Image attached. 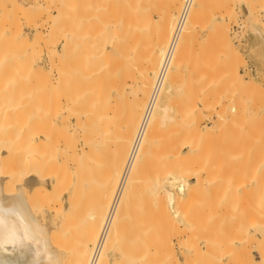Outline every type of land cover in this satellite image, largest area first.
<instances>
[{
  "label": "bare ground",
  "instance_id": "1",
  "mask_svg": "<svg viewBox=\"0 0 264 264\" xmlns=\"http://www.w3.org/2000/svg\"><path fill=\"white\" fill-rule=\"evenodd\" d=\"M0 1H1L0 7H4L6 9L3 3L4 0L3 1L0 0ZM6 1L8 4H10L11 10L14 9V11L17 14L19 11V14L20 12H23V13L26 12V13H29L30 15V12H32V8L35 10L37 8L39 9L42 6L41 5L42 0H33L32 4L28 5L29 8L26 7L27 5L24 6L22 2H19L21 0L19 1L18 0H6ZM62 1L64 3H62ZM62 1L61 3H59L56 0V3H59V5L57 6L53 5V9H51V11H49L50 8L49 10L47 9L48 11L47 10L45 11L46 13H43L42 11V14H46L45 16L46 20H44L45 22L43 23H46L49 25V30H48L49 38L54 33L55 31L54 29L57 28L56 32L58 31V29L60 30L57 32L59 33L58 34L59 37L58 35H56L57 34L56 32H55L56 34L54 33L56 35L54 37H58L57 38L59 39L58 41L62 42L61 48L59 50L54 49L55 47L50 50L49 49L46 50V55L48 56L49 54L48 56L49 58L47 61L48 66L46 65L47 66L46 70L43 68L39 70L37 68V70H35L36 72L34 71L31 73V71H33L31 70L32 69L30 65L31 63L30 64L29 62L23 63V65H21L23 66V68H24V65L27 64L25 66L26 67L25 71L27 70V68H29L27 67L28 64L31 67V69L29 68L30 69L29 72L24 73L26 76V79H25L24 74L20 73L19 68H18V65H20L23 62V61H20L21 63H19V60H18L19 57L22 56V54H20V56H17V54H14V55L10 54L14 52L13 50L9 53H6L8 52L6 51L7 49H4L3 53H1L2 50H0V264H88L91 254L93 252V249L98 243L100 231L104 223V220L107 217V214L110 211V208L112 206V201H113L116 189L118 187L121 174L125 166L126 159H127L132 141L138 130L139 123L141 121V117L144 111V107H145L146 101L151 91V87L153 83L152 76L155 77L158 71L162 54L172 34V31H173L172 29L174 28V23H175L172 15L174 14V12H176L177 6L180 0H172V1L167 0L166 2L169 1L167 5L164 2H162L164 5H166V8H165L166 10L164 11L163 9L162 10L163 12L161 11L162 12L161 17L163 16L162 18H159V16H157L159 19H157L158 21H156V23L158 24L154 22L155 23L154 25H156V27L154 26L155 33L151 32V30L153 31V29L151 28L153 27V23H151L152 20L150 19L152 18L151 13L153 12L151 9L155 7L154 4H150L151 3L150 1H152L153 3V1L155 0H72L73 3L71 0L70 1L62 0ZM207 1L208 0H195L194 1L193 7L189 14V18L186 22L185 28L180 37L171 68L166 77L162 93L146 125L137 154L133 160V163L129 170V174L125 179V184L121 189V193L119 194L118 201L114 207V210L111 216L110 227L108 229L106 237L104 238L101 244L96 264H110L109 263L110 257L113 258V256H115L117 251L120 252V254L123 252L126 253L125 252L126 243H124L123 240L126 241L128 239L127 235L128 236L130 235L129 238H132L131 233L133 232V230H135L137 226V221L143 220L142 216L144 217L145 215L146 219L147 217H151L144 213V210H145L144 206L146 205L147 207L148 205H150L149 204L150 201L152 203L153 201L156 203V205L154 206L151 204L152 206L150 205L149 207L153 209L151 208L150 209L154 210L155 214H158V216H160L161 219H162V216L166 218L168 217L167 206H169L170 208V206H173V204L175 203L174 205L177 207L175 201H177L178 203V201L181 198H179L178 200V197L176 196L177 199L174 200L176 197L173 198V195H171L170 191L166 187L167 185H170L171 189H176L178 192L177 195L180 197H183L185 192L189 194V190H191L190 188H193L192 181H195L196 183L200 182V176H199L200 174L198 175V173L200 172L197 171L196 173L193 171L192 172L193 174L192 173L190 174V171H189L190 169L189 170L187 169L185 171V169L183 170L180 167V165L184 167V164L186 163L187 159L183 158L184 160H182L181 159L182 157L179 156L178 152H177L178 155H176V157L172 159L176 160L175 158L180 157L179 159L182 160V162L181 161L179 162L181 164L177 160H176L177 162L170 161L169 157H167V155L164 153L169 148L172 149L171 144L168 145V142H167L169 140L171 141V137H168L170 135H167L168 139L169 138L170 139L167 141L165 140V142L167 143L166 148H168L166 149L165 144L164 146H161L159 144L161 143V141L159 140L158 136L159 137H163V136L162 135L160 136V134L158 133H160L159 130L163 129L164 127L166 126L169 127L168 125H170L171 123L176 125V129H175L176 133L175 134L173 133L175 132L173 129L175 128V125L174 126L171 125L172 127H170L169 130L166 128V130L170 131L172 128L173 129L172 133L174 134V136H176L177 134H181L183 136V134H185L186 132L187 123L185 122V117L188 115H189L188 117H190V114H192V112H189V113L186 112L188 115L187 114L185 115V112L184 111L182 112L181 109H177L181 112L179 111L176 112L175 110L176 105L173 103L174 101H171L172 92H174L173 83H175L174 80L176 81V79H178L176 76L177 72L183 66L187 48L191 40L195 37V34L197 33L196 28L199 25L204 24V22H206L207 19L208 20L210 19L208 15L211 14V12H209L208 14L207 10L208 11L211 10L212 4H210L211 6H209L210 1H208L209 2L208 6L210 8L206 7ZM232 1L233 0H231V2ZM56 3L54 2L52 4H56ZM65 3L66 5H63ZM155 3H158V0H156ZM60 4L63 6H61ZM5 5L7 4L5 3ZM227 5L225 3V6ZM261 5L262 6H260V10L262 9V7H264V3H262ZM163 7L165 6L162 5V8ZM248 7L250 8V6ZM205 8H208V9L205 10ZM220 8L218 5L216 9L219 11ZM29 9L31 10L29 11ZM157 9L158 8H156V10ZM40 10L42 9L40 8L38 12ZM224 10H227V9H224ZM4 11H1L2 14ZM35 11L31 13L33 14V16L34 15L37 16V13H35ZM158 11L160 12V9ZM205 11L208 15L205 13ZM214 12L215 11H213L212 13ZM16 13H14L13 15H15ZM42 14L41 16L43 17ZM13 15H12L13 18H11L10 20L11 25H14L11 22L15 19ZM255 15H254V18H255ZM31 16H29V18H32ZM210 16H212V14ZM25 17L28 18V16H25ZM1 18L2 17H0V23H1ZM43 18L41 19V21H43ZM204 18L206 21L204 20ZM220 18H223V17H220ZM37 19L39 20V18ZM38 20L36 22L34 21L35 23L32 22L33 25L35 24L34 31H35V28L36 29L38 28L37 30H39L40 28L41 29L43 28L44 24H42V22L39 23ZM36 23H39V24L36 25ZM214 23H215L214 25H210V26H213L211 27L213 30V31L211 30V35L213 34V38H216L221 41L230 42L228 39L227 29H225L224 27L221 28L219 27V25L218 27H216L217 26L216 24H219V23H216V21H214ZM11 25L10 27L12 28L13 26ZM261 26H264V25H261ZM10 30L11 29H9V31ZM209 30L207 32H209ZM148 31H150L151 33H148ZM39 33H40V37L37 36L35 38L36 35H34V39L37 40V38L39 37V39L41 38L42 40L41 30ZM152 33L154 34V36L151 35ZM4 34L5 32L1 33L0 31V38H2L0 39V43H3L2 45H4L3 40H5V42H6V38L9 40V37L5 36ZM149 34L151 35V37L148 36ZM15 35L17 36L18 34H15ZM10 37H12V35H10ZM153 37L154 39H150ZM53 38L51 37L50 39L53 40ZM11 39L12 38H10L9 40L10 43H11ZM147 40H150V41L152 40V41L151 43H149L150 41H147ZM14 41L16 42L15 39ZM21 41L19 42L21 43ZM34 42L32 43L34 44ZM50 42L51 41H49V43ZM142 44L144 45V48ZM50 46H52L51 43L49 47ZM47 51H48V54H47ZM136 52L139 53V55L137 53L138 56L136 54L133 55ZM15 55L17 58L15 57ZM142 58L144 61H142L141 62L142 64H141L140 61ZM137 60L138 61L140 60L139 65L141 66H138L136 64ZM134 65L138 67V68L136 67L137 68L136 71L133 69ZM30 73L32 74L34 78H32ZM26 74H29L30 76ZM28 76L30 77V79ZM129 83L130 84L132 83V85L134 84V87L136 86V88H134L135 94L133 92L134 89L132 88V86H129V89L130 87L133 89V90L130 89L132 90L133 93H129V94H134V97L131 95V97H133L134 100L133 98H130V97L129 98L131 100L128 99L129 94L126 92V88ZM24 85L26 86L22 87ZM124 90H125V94H123ZM126 93L128 94V96H125L127 95ZM116 94H118L119 96L124 95L123 97H126L124 100H127V99L129 100V101L127 100L125 103L123 100L124 104L132 102V100L133 102L131 104H126L127 105L126 107V105L120 103L121 102V98H120L118 99L120 105H117L118 104L117 97L115 96L116 99L113 98L114 95ZM201 95H204V93L203 94L201 93ZM174 98H175V95L172 99ZM113 102L114 104H112ZM112 105H115L116 108L117 106L121 107V105H123L122 108L126 107V110L122 113L121 111H118L120 110V108L118 107L117 108L118 110L114 109L115 111H113ZM218 105L219 104H217L216 106ZM115 106L113 107L115 108ZM142 107H143V111H142ZM176 107H179V106H176ZM201 109H204V108H201ZM117 113H120L119 116L117 115ZM195 113H197L196 118L202 117V114L200 111L199 112L196 111ZM198 113H200L201 115ZM197 115H199V117H197ZM250 115L254 117L253 119L250 118V120L252 119L250 122L252 124L256 122V125L253 124V126L254 125L256 126V132L259 131L260 133H264V124H262L264 123V118L260 119L259 117V115L261 114L259 115L250 114ZM203 116L205 117V115ZM188 119L193 120L194 118L193 119L188 118ZM195 125L198 127V123H196ZM196 126L195 128H197ZM257 128H259L258 131H257ZM207 130L209 131V129ZM259 132L258 134L262 136ZM161 133H165V130L163 129ZM167 133L169 132H166V134ZM172 133H171V136H172ZM109 139H111L112 141L110 140V142L106 145V147H104L105 144L103 143L104 142L107 143ZM180 139L178 138L179 141ZM199 139L200 140L198 143H201L202 140L201 138ZM162 140L164 142L163 138ZM186 140L187 138L185 137V142L187 143L188 141L191 140V137L190 139H188V141ZM157 141H160V142L157 143ZM174 141H176V139ZM174 141L172 140L171 142L174 144ZM179 141H177V143ZM111 142L113 143L115 142L114 146L112 145L113 143L111 144L113 149L109 146ZM156 144H158V147H156ZM159 145H160V150H163L165 148V152H162V155L160 157L161 159H158L160 162H158V160L155 159L156 158L155 156H157L158 154L160 155L161 153L154 155V153H157L156 151H158ZM196 145L198 148H200V144L199 145L196 144ZM109 147L112 150H109L110 149ZM173 147L175 148L172 150H176V149L178 150V147L176 148V146L174 145ZM197 147L195 146L193 150L196 151ZM103 149L105 151H103ZM171 149H169L170 151L168 150L170 154L172 153ZM203 149L205 148L202 147V150ZM106 150H109V152L107 153ZM168 151L166 153H168ZM101 152L103 155L100 154ZM105 153L111 156L112 159L111 158L105 159L103 157V156H106ZM163 154L166 155V157H162ZM173 154L175 153L173 152ZM193 154H197V152ZM185 156H188L189 158L188 154ZM98 158L99 159L101 158V160H103V164H106L107 166L106 169L108 171L110 170L111 174L108 171L107 173H109V176L113 175L112 176L113 179L112 178L110 179V177H106L108 175L107 173H105L106 176H104V181H102L103 179H101V177H100L101 181L97 177L95 178V176L93 178V175H94L93 171L101 169V165H100ZM103 158L106 161H104ZM153 159H155V161ZM152 160L153 162H156L157 160L156 163L157 164L159 163L161 165V166L156 165L155 163V165L157 166L156 168V166L152 164V166L154 165V168H155L154 170L155 173L153 176L155 177L156 170L158 171L160 170V171L159 172L157 171L159 173L156 176L157 178L153 179L155 181H153V185H151L154 188V189H151L152 192L150 191V188L152 187L146 188L152 193L151 196L149 197V194H148L144 198L143 195H146V193L145 191H144V194L141 193L142 190L144 189V187L141 184L146 181L145 182L146 185L144 184L143 185L150 186L148 184H151L150 182L152 178L150 177H152V174H150L151 171L149 170L150 173L147 174V176L149 177L150 175L149 177L151 179L150 180L147 178V176H144L143 173L147 172L148 171L147 169L151 167L147 165L148 164L151 165ZM184 161L185 163H183ZM105 162L107 163L110 162V163H108L107 165V163ZM170 163H173L174 165ZM158 166H159V169H158ZM170 166L172 170L173 168L175 170L176 167L178 166L176 170V172L177 171L178 172L176 173L175 171H172L170 169ZM185 168H188V167H185ZM202 168L203 167H201V169ZM145 169L147 171H145ZM179 170H181L180 173H179ZM187 171H189V173H187ZM144 177H146V179ZM141 178H142V182L140 184L139 182ZM143 179L145 181H143ZM93 180L95 181L97 180L101 182V183L98 182L100 183V186H101L100 191H98L99 184L95 181L93 182ZM148 180L150 181L148 182ZM94 183H97L98 185L97 184L95 185ZM92 185L98 186L97 187L98 189L96 188V190H94L95 188ZM85 186H91L90 190L92 189L95 193V197L96 196L97 197H96L94 205L89 210L87 215L83 213L85 214V216L83 215L85 218H83L82 219L83 221H82L81 218L79 219L77 218L80 217L79 214L82 215L81 212H87V211L86 209H84V211L83 209H80L81 207H79L80 205L78 206V204L81 203V198L83 196V195L81 196V193L83 192V190L84 191L87 190V189H83ZM140 186L141 188L143 187V189H141ZM136 192L141 193V194L137 193L138 196L141 195L139 196V200L137 199L136 195H134ZM65 197H66V200H64ZM140 197L142 198V201H140L141 200ZM146 197H149L150 200L149 199L143 200V199H146ZM188 198H189V195H188ZM188 198L185 199V201L180 200V202L182 201L186 203V200H189ZM133 200H138L139 202L138 201L135 202ZM64 201L67 205V209H65L64 207ZM144 201L145 202L147 201L148 205ZM131 202L134 203L133 206ZM130 203H131L132 208L136 210V212L135 211L133 212L130 206ZM165 203L167 204L166 207H165ZM136 205H139V207H137ZM135 206L136 208H134ZM200 206H199V210H200ZM217 206L218 208H220L221 205L218 204ZM138 208L139 209L143 208V210L140 209L142 210V212L138 210L141 213L139 212L137 215ZM150 209L148 208L149 211L146 209L147 213L150 212ZM201 209H203V207ZM129 210L132 212H128ZM214 210L215 212L213 211V207H212L211 211L213 212V214L214 213L216 214V215L214 214L215 215L214 216L212 213H210L213 216L212 219L216 218V216L220 214V211L222 209L220 211L218 210L219 214L216 213L217 209H214ZM154 211L151 212L152 214L151 213L149 214L155 217L154 220L155 219L157 220L158 216L154 215ZM176 212H178V210ZM188 212L190 211H187L186 215L188 214ZM222 213L223 212H221L220 215H223ZM139 215L141 216L142 220L137 219L136 221V218ZM153 217H151L152 220H153ZM128 218L131 220L129 221ZM208 218H209V215H208ZM127 219L129 223L126 222ZM148 219L147 220L144 219V221L149 222L150 224L152 221H149ZM168 219L169 218H167L166 220ZM217 219L216 220L210 219V221L216 222ZM132 220L135 221L136 223L134 224ZM191 222L193 223L195 221H191ZM215 222L213 223L211 222V224H214ZM219 222H221L220 219H219ZM130 223H133V224L130 225ZM140 223L141 222H139L138 224L139 228L141 227V225H143V223H141V225ZM170 223L172 224L173 222H170ZM151 224L152 225L149 226L151 228L146 227L147 229H145L143 225L139 229V231L142 232V235L143 236L145 235L144 237H141V238L144 239L146 236H148V234L152 232L151 230L159 229V228H152V226L156 227L157 225L153 224V222ZM208 224L211 225L210 222ZM209 225L207 226L210 227ZM124 226H126L127 229L128 227L129 229L131 228V230H128L130 231L129 234L128 232H126L127 229ZM164 226L165 225H163V227ZM187 227L189 228V226ZM142 228H144L145 230H142ZM210 228H212V226ZM190 229L191 231L194 230L195 232L199 233L198 231L194 229V227L192 228L190 227L189 230ZM208 229H205V230L209 234ZM147 230L151 232L148 233ZM189 230H186V232L188 231L190 234L191 231ZM199 231L201 233L202 230H199ZM136 232H133V233H136ZM157 232L155 231L154 233L157 234ZM203 232L205 233L204 230ZM215 232H217V229ZM138 233L133 234V237L134 235H136L137 240H140V241L132 240L131 244L129 243L130 247L133 246V243L136 244L135 241L140 242V245L143 242V239L141 238L138 239V237H140L139 236L140 233L139 234ZM154 233L152 232L151 234L154 235ZM204 235L206 234H203V236ZM124 236L127 239H125ZM155 236L156 235H154V237ZM194 236L195 235L193 234V237ZM203 236L201 235V237H198L200 238V241H195L194 239H197L196 237L192 238L193 239L192 241H194L193 244L197 242L195 245H193L194 247L193 251L198 250L199 247L202 246V245L199 246L197 244L198 242L201 243V238H203ZM211 236H215V235H211ZM148 238L146 237L144 240L147 241ZM150 240H151V236L149 238V242L144 241V243L146 242L145 245L148 248L145 247L144 249L143 247L144 243L142 244L143 249L142 248L141 249L143 253L147 251L146 249H149V246H150V249L152 247L153 248L156 247V249L154 248V250L155 251L157 250V246H156L157 242L156 244H154V246H152L153 239L151 240L152 241L151 243H150ZM215 241L217 240H214L213 243H215ZM260 241H262L261 244L264 243V240L260 239ZM217 243L216 244L210 243V244H212L215 247L217 246ZM129 245H127V247ZM196 245L197 247L199 246L198 249ZM205 245L208 246L209 244L204 243V246ZM189 246H191L190 243H189ZM207 246H205V251L208 249H211V252H208L209 250L207 251V253L211 254L213 250L212 248H210L211 247L210 245L209 247ZM123 247H125L124 248L125 250L122 252ZM130 247L128 251H130L131 249ZM133 247L131 249V254L135 253L132 255H135L134 257H136V253L139 250L136 251V249L134 248L135 249L134 250ZM139 247L140 246L138 245V249ZM159 247H162V246H159ZM167 247H168L167 250H170V247L169 246ZM217 248L218 246L215 247L214 250L216 249L218 253L220 251L222 253L223 252L225 253V250H222V249L226 247L223 246L222 248H218V249ZM227 249H226V252H228ZM132 250H134V252H132ZM143 250H146V251L144 252ZM157 251L156 253L154 251L153 253L151 252L153 255H151V253L147 251L146 254H144V256H143V253H141L142 255L140 256H139L140 253H137L138 254L137 256H139L138 259L142 260L144 263L146 261L144 258H147L149 253L153 257L155 256V254L158 253ZM203 254H204V251H203ZM213 254H212L214 256L213 258H215V253ZM223 254L220 253V256ZM150 255L148 256L149 258H150ZM125 256L126 255L122 257H125ZM141 256L143 258H140ZM131 257L132 256H130V258ZM208 257H207V260L210 259L211 261L213 259V258L211 259ZM169 258H171V261H173L172 257H169ZM220 258L218 259L216 258L218 262V263L216 262L217 264H219ZM135 259H137V257ZM228 259H230V262H231V256L229 257L228 255ZM261 260H262L261 262H264V253H262ZM118 261H120L121 263L122 260H118ZM148 261L150 260H147V264L149 263ZM208 261L206 262V264L209 263ZM214 261L216 260L212 261L213 264H216ZM155 262L156 261H154V263ZM137 263H139V261ZM117 264H119V262H117ZM139 264H142V262L140 261Z\"/></svg>",
  "mask_w": 264,
  "mask_h": 264
},
{
  "label": "rangeland",
  "instance_id": "2",
  "mask_svg": "<svg viewBox=\"0 0 264 264\" xmlns=\"http://www.w3.org/2000/svg\"><path fill=\"white\" fill-rule=\"evenodd\" d=\"M5 1L6 0H4L3 3H4V6L6 7V9L4 7H0V17H2L1 23H0V31H1V33L5 32L4 35L8 36L9 40H10V38H12V39H11V43L7 38H6V42H5V40H3L4 45L6 47L4 45H2L3 43H0V46H1L0 50H2L1 53H3L4 49H7L6 51H8V52H6V53H9L13 50L14 52L10 53V54H13V55L17 54V56H20V54H22V56H20L18 59L19 63H21L20 61H23L20 65H18L20 73L24 74L25 72L26 73L29 72L31 67H32L31 70H33V71H31V73L34 72L35 70H37V68L39 70H41L42 68L46 70L47 66H48L47 61L49 58L48 57L49 56L48 51L54 47H55L54 49L59 50L61 48L62 42H59L58 41L59 39H57L59 37V35H58L59 33H57V32L60 31L58 29V31L56 32L57 28H55L54 29L55 31L54 30L53 31H54V33L55 32L57 33V34L56 33L55 34L58 35V37H54L56 35L52 32L54 35L52 34L51 37L52 38L54 37V38H53V40L50 39L51 37L49 38V33H48L49 25L46 23H43V22H45L44 20H46V17H45L46 14H42V11H43V13H46L45 11L47 9L49 10V8H50L49 11H51V9H53V5H55V6L59 5V3H61L62 0L61 1L57 0V2H59V3H56V0H42V2H41L42 4L40 3L42 5L40 7L42 9V10H40L41 12L40 11L38 12V10L40 8L39 9L37 8L38 10L35 9L36 11L32 8V12H30V15H29V13H26V12L25 13L20 12V14H19V11L17 14L14 11V9L11 10L10 4H8L7 1L6 2ZM32 1L33 0H28V1L27 0H25V1L21 0L19 2H22V4L24 6L27 5L26 7H28V5L32 4ZM166 1L167 0H158V3H155L156 0L153 1V3H152V1H150L151 2L150 4H154V6H155L154 7L155 9L153 8L154 10L151 9L155 14L152 11H151L152 13L149 12V13H151V16H152V18H150V19L152 20L151 23H153V27H151L153 29V31L151 30V32H153V33H155L154 29H155L156 25H154V24L156 23V21H158L157 19L163 17V16L161 17V13L163 12L162 10L164 9V11H165L166 5L169 3V1H172V0H169L168 2H166ZM208 1H210V3ZM208 1H207L206 7H209V6H211L210 4H212L211 10H213L215 12L212 13L213 11H211V10L208 11L207 10L208 8H205V10H207L208 14H209V12H211L212 16L213 15L214 16L213 17L210 16L211 14L208 15L205 11V13L208 15V17L210 19L209 20L207 19V21H206L204 18V20L207 22V24H206V22L203 21L204 24H201L196 28L197 33L195 32L196 33L195 37L191 40V42L187 48V52L185 55L183 66L177 72L176 76L178 79H176V77H175L176 81L174 80V82L176 84L173 83V88H174L173 91L174 92H172L171 101H174L173 103L176 106L180 107L179 108V107L175 106L176 112L179 111L177 109H181L182 112L184 111L185 115L189 112H192V114H190V117H188L189 116L188 114H187L188 116L185 117V122L187 123L186 124V128H187L186 132H185V134H183V136L181 134H177L178 137H177V135L174 136V134L176 133V130H175L176 125L173 123L168 125L169 127L166 126L163 128L165 130V133H161V131H163V129L159 130L160 133H158V134H160V136L162 135L163 137L158 136L161 143H159L160 141H157V143H159L161 146H164V144H165V148H166L167 143L165 142V140L167 141L170 139V138L168 139V137H171V141L172 140L174 141L175 139H176V141H174V144H173L169 140V141H167L168 145L171 144L172 149L175 148V147H173V145H174V146H176V148L178 147V150L177 149L172 150L171 148H169V149H171V152H172L170 154L169 153L170 150L168 148H166L169 150V151L167 150L168 153H166L167 151L165 152V148L163 149V147H162V149L164 151L160 150V145H159V149H158V151H156L157 153H154V155L161 153L160 155L159 154L157 155L158 157L155 156L156 157L155 159H157V160L161 159L160 157L162 155V152H165L164 154H166L167 157H169L171 162L176 161V160L178 162L179 161L182 162V160H184V159L189 160V161L186 160V163H185V161L183 162V163H185L184 167H182V165H180V167L183 170L185 169V171L187 169L188 170L190 169L189 170L190 174L193 171L196 173H197V171L200 172V173H198V175L200 174L199 175L200 176V182L196 183L195 181H192L194 189L190 188L191 190H189V194L187 192H185L183 197L178 196L177 190L171 189L170 185L166 186L168 188V190L170 191L171 195H173V198L177 196L178 200H179V198H181L180 200L185 201V199H187L188 195H189V198H188L189 200H186V203L182 202V201H181L182 202L181 203L180 200L178 201V203H177V201H175L177 207L174 205L175 204L174 203L173 206H170V208H169V206H167V204L165 203V207L167 206V212H168L167 218H169L168 220H166L167 218L163 217V216H162V219H163L162 220L161 217L158 216V214H155L154 210H151L153 208H151L149 206L151 204L153 206L156 205V203L154 201H153V203L150 201L149 202L150 205H148L147 201L146 202L144 201L148 205L147 207L145 205L144 209L148 210V208L149 209L151 208L150 212L147 213V210H146V212L144 210V213L148 216L153 217L151 215L152 214L151 212L154 211V215L158 216L157 220L156 219L154 220L155 217H153V220L151 217H147V219L150 218L148 220L152 221L153 224L157 225V226L155 225L156 227L152 226V228H159L157 230L154 229L156 232L158 230H160V231H158L156 234V233H154L155 232L154 230L149 229L156 236L154 237V235L151 234L152 232L147 230L148 233L149 232H151V233H149V234L147 233L148 236H146V237L150 238V236H151V240L153 239L152 240L153 242L150 240V243L152 242V246H154V244H156V242L159 246H162V247H159L156 244L157 250H159V251H157V250L156 251L159 253V254L157 253L159 256L157 254H155V256L152 257L151 255H153L152 254L153 251L156 253V251L154 250V248L156 249V247L153 248L151 246L152 248L150 249V246H149V249H146V250L150 253L152 252L151 255L149 253L152 261L148 257L149 255L147 256V258H144L146 260L145 261L146 263L145 262L143 263L142 260L138 259L139 256L142 255L141 253H143L142 252V249H143L142 244L144 243V241H146V240H144L146 237L144 239L141 238V237H144L145 235L143 236L142 232H140L139 229L143 225H144L145 229H147L146 227L151 228L149 226L152 225L151 224L152 222L149 224V222L144 221V219L147 220L145 215H144V217L142 216L143 220L141 219V216L139 215V216H137V218L135 216L136 221H137V219H140L142 221H139V220L137 221V226L136 225L135 226L138 229L135 228V230L138 231L140 234L138 232H136L135 230H133V232H136V233H133V232L131 233L132 238H129L130 235L128 236L126 234L128 239L125 238V236H124V238L127 240L126 241L123 240V242L126 243L125 244L126 250L128 251V249L130 247L129 243L131 244L132 240H137L136 235H134V237H133V234L138 233L140 236V237L137 236L138 239L139 238L143 239V242L141 241L142 243L140 245V242H137L140 240H137V241H135L136 244L133 243V246H134V244H135V246L134 247L132 246V247H133V249L135 248L136 251L139 250L137 252V253H140L139 256H137L138 254L136 253L137 259H135L136 258V257H134L135 255H132L135 253L131 254L132 247H130L131 249L128 252L124 249L125 247H123V250H122V248H121V250H122V252L125 250L126 253L123 252V253H121L123 255H121L120 252L117 251L115 256H113V258L110 257V260H109L110 264H114V262H115V264H117V262H119V264H129V263L135 264V262H136V264H139L140 261L142 262V264H147V260H150V261H148L149 262L148 264H206V262L208 260H209L208 261L209 263H207V264H211V263L213 264V262H212L213 260H216V261H214L216 263L217 259L222 257V256L223 257L219 259V264H221V263L222 264H264V262H261L262 261L261 256H262V253H264V243L261 244L262 241H260V239L264 240V239H262V238H264V230H262V229H264V137H262V136H264V133H260L258 131L259 128H257V131L262 135V136H260L258 134V132H256V126H255L256 122L253 123V124H255L254 126L250 122L254 118L250 114H252V115L253 114L254 115L261 114V115H259L260 119L264 118V115H262V114H264V26H261V25H264V24H262V23H264V7H262V9L260 10V6H262L261 4L264 3V0H249V1L248 0H245V1L244 0H233L232 2H231V0H228V1L227 0L226 1H224V0H208ZM54 2L56 4H52ZM162 2H164L166 5H164ZM5 3L7 5H5ZM62 3H64V2L62 1ZM67 3H69V2H67ZM72 3H73V1H72ZM208 3H209V6H208ZM225 3H226V5L228 4L227 5L228 7L225 6ZM248 3H249V5H248ZM1 5H3V4H1ZM63 5H66V3ZM63 5H61V6H63ZM162 5L165 7L162 8ZM179 5L181 6V0L178 3L176 12H174V14L172 15L174 18V22L176 20L177 13L179 12L178 9H180ZM218 5H219V8L222 6L219 11L216 9L218 7ZM248 6H250V8ZM1 8H3V9H1ZM156 8H158V9L156 10ZM222 8L227 9V10H224ZM64 9H65V7H64ZM159 9H160V12L158 11ZM30 10L31 9H29V11ZM33 10L35 11V13H37V16L36 15L33 16V14H31L34 12ZM1 11H4L3 14ZM12 11H14V12H12ZM223 12H224V14H223ZM14 13H16L17 16H16V14L13 15ZM40 13L43 15L44 18L41 16ZM12 15L15 18L14 20L12 19L14 22L11 21L14 25H11V23H10L11 18H13ZM21 15H23V16H21ZM230 15H232V16H230ZM254 15H255L256 19L254 18ZM3 16H5V17H3ZM25 16H28V18H26ZM29 16H31L32 18H29ZM157 16H159V18ZM205 17H206V15H205ZM220 17H223V18H220ZM37 18H39V20ZM42 18H43V21H41ZM16 19H17V21H16ZM222 19H223V21H222ZM37 20L39 23L42 22V24H44L43 25L44 29L40 28L39 30H37L38 28L37 29L35 28V31H34L35 24L33 25V23H35ZM214 21H216V23H219V24H216L217 25L216 27H218V25H219V27H221V28L224 27L225 29H227L228 39L230 42L221 41V40H218L216 38H213V34L211 35V30H212L211 27H213V26H210V25H214L215 24ZM28 22H29V24H28ZM211 22H212V24H211ZM7 23H8V25H7ZM39 23H36V25ZM27 24H28V26H27ZM156 24H158V23H156ZM250 24H251V26H250ZM10 25L13 27L11 28ZM46 25H48V26H46ZM202 26L203 27L205 26V27L203 28ZM200 27H202V28H200ZM235 27L238 28V30H236ZM45 28L47 29V31ZM198 28H200V29H198ZM9 29H11V30L9 31ZM148 29H149V27H148ZM205 29H207V30H205ZM40 30L42 33V36H41L42 40H41V38L39 39ZM156 30H157V28H156ZM208 30H209V32H207ZM144 31H145V29H144ZM151 32L148 31V33H151ZM14 33L18 34V35L16 36ZM50 33H51V31H50ZM153 33L151 35L154 36ZM2 35H1V37H2ZM10 35H12V37H10ZM34 35H36L35 38L37 36H39L37 38V40L34 39ZM151 35L149 34L148 36L151 37ZM207 35L208 36L211 35V36L208 37ZM16 37H18V38H16ZM25 38H26V40H25ZM0 39H2V38H0ZM14 39L16 40L18 45L14 41ZM21 39H22V41L23 40H25V41L22 42ZM150 39H154V37L150 38ZM7 40L9 41V43ZM45 40H47V41H45ZM48 40L51 41L50 43L52 46L55 44L56 41H58V42H56V44L53 47L52 46L49 47L50 43ZM19 41H21V43ZM147 41H150V40H147ZM151 41L149 43H151ZM32 42H34V44ZM6 43H8V44H6ZM13 43H15V44H13ZM18 46H20V47H18ZM47 47H49V48H47ZM143 48H144V45H143ZM47 49H49L47 51L48 56L46 55ZM39 51H41V52H39ZM137 53L138 52L134 53L133 55H135V54L137 55ZM10 54H8V55H10ZM38 55H40V56H38ZM138 55H139V53H138ZM15 57H16V55H15ZM143 58L141 59V61L139 60L140 63L142 61H144ZM36 59H38V60H36ZM139 61L137 60L136 64L138 66H141V65H139ZM27 62H29V64L31 63L30 64L31 67L28 64L27 67H29L30 69L27 68V70L25 71V68H26L25 66L27 64L24 65V68L21 65H23V63H27ZM249 64L252 65V67L254 68L253 73L250 72V70H249ZM135 65L133 66V69L136 71V69L138 67ZM181 69H182V71H181ZM20 70H22V71H20ZM178 73H179V75H178ZM26 75H29V74H26ZM31 76H32V74H31ZM24 77L26 79L25 74H24ZM20 78H21V76H20ZM32 78H34V77L32 76ZM153 78L154 77L152 76V82H153ZM29 79H30V77H29ZM23 84H24V82H23ZM25 84H26V82H25ZM129 84L127 85L126 92L128 94L134 92V94H135L134 88H136V86L134 87V84L132 85V83L130 85ZM25 86L26 85H24L22 87H25ZM129 86H132V88L134 90L131 87H130V89H132L133 92H132V90L129 89ZM199 92H201L202 94L204 93V95H201V93H199ZM118 94H120V93H118ZM118 94L114 95L113 98H115V96L117 97V100L121 98L120 103H122V104H124L128 99L131 100L130 98L134 97V94H129V96L127 94L125 96H128V99L124 100L126 97H123L124 95L119 96ZM123 94H125V90H124ZM131 95L133 97H131ZM174 95H175V98L172 99L174 97ZM118 96H119V98H118ZM117 100H115V101H117ZM123 100H124V103H123ZM133 100H134V98H133ZM133 100H132V102H133ZM132 102H129L126 104H131ZM117 103H116L117 105H120L119 100L117 101ZM112 104H114V102ZM126 104H124V105H126ZM202 104H204L206 106H204ZM217 104H219V105L216 106ZM115 105H112L113 111H115L114 109H117L119 107L120 110H118V109L117 110L121 111L122 113L126 110V107H127V105H126V107L122 108L123 105H121V107L117 106V108H116ZM113 106H115V108ZM143 107H144V105H143ZM143 107H142V111H143ZM201 108H204V109H201ZM121 109L122 110L124 109V110L122 111ZM197 109L201 112L203 118L206 117L205 119H203L202 117L200 118L199 115H197V117H199V118H196L197 113H195V112L196 111L199 112ZM181 111H179V112H181ZM119 114L120 113H117L118 116H119ZM198 114H200V113H198ZM191 115H192V117H191ZM203 115H205V117ZM188 118H192V119L194 118L197 121L194 119L189 120ZM250 118H252V119L250 120ZM186 120L187 121L189 120V121L187 122ZM194 121L196 123H198V127L195 125L196 123ZM262 124H264V123H262ZM171 125L172 126L175 125V128H173L175 132H173L172 128H171L172 131L166 130V128L169 130L170 127H172ZM195 126L197 128H195ZM251 127H253V128H251ZM207 129H209V131ZM166 132H169V133L166 134ZM212 132H214V133H212ZM171 133H172L173 137L171 136ZM167 135H170V136L167 137ZM181 136L184 140L181 138ZM185 137L187 138L186 141H188V139H190V137H191V140H190L191 142L188 141L187 142L188 144H187L185 142ZM158 138H157V140H158ZM162 138L164 139L165 143L163 142ZM178 138L179 139L181 138L180 141L178 140ZM199 138H201V140H202L201 143H198L200 140ZM110 140L111 139H109L107 143H105V142L103 143V144H105L104 147H106V145L110 142ZM177 141H179V142L177 143ZM112 143L113 142H111L109 145L111 148H112V145L114 146L115 142L113 144ZM184 143H185V145H184ZM196 144H198V145L200 144V148H198ZM195 146L197 147L196 151L193 150ZM104 147H102V148H104ZM156 147H158V144H156ZM202 147L205 149L202 150ZM111 148L109 150L113 149V148L112 149ZM214 148H215V150H214ZM104 149H106V148H104ZM104 149H103V151H105ZM109 150H106L107 153L109 152ZM204 150H205V152H204ZM214 151H216L217 153ZM173 152L175 154H173ZM177 152L179 153V156L182 157L181 158L182 160L179 159L180 157L175 158L176 160L172 159V158L176 157V155H178ZM196 152H197V154H193ZM107 153H105L106 156H103V157L105 159L106 158L112 159V157L109 156ZM100 154H102V152ZM164 154L162 157H166V155H164ZM187 154L189 155V158H188V156H185ZM110 155H112V154H110ZM192 155H193V157H192ZM213 155H214V157H213ZM205 157H206V159H205ZM200 158H201V160H200ZM105 159H104V161H106ZM155 159H153V160L155 161ZM153 160L151 161L152 163L150 162L151 165H149V164L147 165V166H151L150 167L151 169L150 168L147 169L148 171L150 170L151 173H150V171L148 172L146 169H145V171H147V172L143 173L144 176H147V174H149V173L152 174V177H150V175H149V177L152 178V180L147 176V178L151 180V182H150L151 184L147 183L150 186H144V185H146L145 184L146 181L144 179H143V181H145V182H143L141 184L142 178L139 182L144 187V189H143V187L141 188V186H140V188L143 189L141 193L144 194V191L146 193V195H143L144 198L148 194H149V197L151 196V194H152L151 189H154L153 186H151V185H153V181H155L153 179L157 178L156 176L159 174L158 172L160 171V170L159 171L156 170L155 177L153 176L155 173L154 165L157 162V160H156V162H153ZM99 162L101 165V169L93 171V174H94L93 178H94V176H95V178L97 177L98 179H100V177H101V179H103L102 181H104V176H106L105 173H107V171H108L106 169L107 166H106V164H103V160H101V158L99 159ZM158 162H160V161L158 160ZM105 163H107V162H105ZM108 163H110V162H108ZM108 163H107V165H108ZM173 163H175V162H173ZM173 163H170V164H173ZM152 164H154V165L152 166ZM156 165H160V164L156 163ZM177 167L175 170H174V168L172 170L171 166H170V169L172 171L176 172ZM185 167H188V168H185ZM201 167H203V168L201 169ZM156 168H157V166H156ZM152 169L154 172L152 171ZM158 169H159V166H158ZM181 170H179V173ZM189 171H187V173H189ZM108 172L110 173V170ZM109 173H107L108 175L106 177H110V179L111 178L113 179V177H112L113 175L109 176ZM143 175H142V177H143ZM106 177H105V179H106ZM115 177H116V175H115ZM144 178L146 179V177H144ZM101 179H100V181H101ZM150 180H148V182ZM94 181L95 180H93V182ZM100 181L96 180L95 182L98 183ZM97 183H94V184L96 185ZM100 183H98L99 189L97 188L98 186L92 185L95 188L94 190H96V188H97L98 191H100V187H101ZM103 184H104V182H103ZM196 186H197V188H196ZM86 187H88L89 189ZM90 187L91 186H85L83 188V189H87L88 191L83 190V192H82L83 194L81 193V196L83 195L81 198V203L78 204V206L80 205L79 207H81L80 209H83V211H84V209H86L87 212H81L82 215L79 214L80 217H78V215H77V217H78L77 219L81 218V220H82L83 218H85L84 217L85 214L87 215V213L89 212V210L92 208V206L95 203L97 196L95 197V193L92 189L90 190ZM147 187L148 188L152 187V188H150L151 192L148 189H146ZM86 192H87V194H86ZM153 192H154V190H153ZM88 193H90V194H88ZM137 193H139V194H141V193L136 192L134 194V195H136L137 199L139 200V196H141V195L138 196ZM96 195H97V193H96ZM149 197H146V199H143V200H147V199L150 200ZM177 197L174 200H176ZM64 200H66V197ZM138 200H133V201L136 202ZM140 201H142V198ZM131 203L133 206L134 203L133 202H131ZM131 203H130V206H131ZM218 204L221 205L220 208H218V206H217ZM178 205H180V206H178ZM200 205L203 207V209H201L202 207ZM82 206H83V208H82ZM132 206H131V208H132ZM136 206L139 207V205H136ZM136 206L134 208H136ZM199 206H200V210H199ZM64 207H65V209H67V205H66L65 201H64ZM212 207H213L214 212H215L214 209H217L216 210L217 214H219L218 212L222 209L220 211V214H221V212H223L222 213L223 215L219 214L218 216H216V218L212 219L213 216L210 214V213L213 214V212L211 211ZM156 208H157V206H156ZM156 208H154V209H156ZM140 209L143 210V208H140ZM140 209L138 208L137 211ZM132 210H133V212L134 211L136 212V210H134L133 208H132ZM142 210H140V211L142 212ZM174 210H175V212H174ZM177 210L180 213L176 212ZM140 211L137 212V215ZM187 211H190V212H188V214L186 215ZM128 212H132V211L129 210ZM169 212L171 213V215ZM198 212H199V214H198ZM83 213H85V214H83ZM149 213H151V214H149ZM131 214H133V213H131ZM189 215L192 217H190ZM208 215H209V218L211 220H214V219L216 220L218 217L217 221L216 222L210 221V219L208 218ZM132 216H134V215H132ZM169 216H171V217H169ZM193 217H194V219H193ZM158 218H160V219H158ZM128 219L126 222H128ZM207 219H208V221H207ZM219 219L221 222H219ZM130 220L131 219H129V221ZM133 220H132V222L135 224L136 222ZM187 220L190 222L195 221L196 223L195 222L190 223ZM205 220L207 223L205 222ZM139 222L143 223V225H141V223H140V225H141L140 228L138 227ZM145 222L147 223V225L148 224L149 225L147 226ZM170 222H173V223L171 224ZM209 222H210V224H211V222L212 223L215 222L214 223L215 225L214 224L209 225L208 224ZM133 223H130V225ZM217 223H218V225H217ZM163 225H165V226L163 227ZM197 225H198V227H197ZM207 225H209L210 227L212 226L213 229L208 227ZM187 226H189V228L194 227V229L196 231H198L199 233L195 232L194 230L191 231V229L189 230V228ZM199 226H201V227H199ZM206 226H207V228H206ZM124 227L126 228V226H124ZM170 227H171V229H170ZM261 227H262V229H261ZM144 228H142V230H145ZM185 228H186V230L191 231L190 234L192 236L189 234L188 231L186 232ZM199 228H201V229H199ZM126 229H124V230H126ZM205 229L209 230V234L206 232ZM216 229H217V232H215ZM128 230H131V228L129 229V227H128V229L126 230V232H128V234H129L130 231H128ZM199 230H202L201 233ZM203 230L205 231V233L203 232ZM170 231H172V232H170ZM192 232L195 235L194 237H193ZM173 233H174V235H173ZM202 233L206 234V235L208 234L207 237H206V235L203 236ZM199 234H201L203 236V238H201L202 244L200 242H198L197 245H199V246L202 245V246L201 247L198 246L199 247V249H198V247L196 245L198 250H194L195 251L194 252L193 251V249H194L193 245H195L197 242L195 244H193L194 241H192L193 240L192 238L196 237L197 239H194V240L200 241V238H198V237H201V235H199ZM152 235L155 239L152 237ZM172 235H173V237H172ZM211 235H215L216 237L211 236ZM190 236H191V238H190ZM149 238L147 239L148 242H149ZM206 238H208V239H206ZM202 239H204V240H202ZM214 240H217V241H215V243H213ZM191 241H192V243H191ZM204 241H206V242H204ZM137 243H139V244H137ZM145 243L143 246L144 249H145V247L148 248L145 245ZM150 243H148V244H150ZM189 243L191 246H189ZM204 243L209 244L211 246L210 248H212V250H213V252L211 254L207 253L208 250H209L208 252H211V249H208L205 251V246H207V245L204 246ZM210 243H212V244L217 243L218 248H222L223 246L226 247V248L222 249V250H225V253L223 252L224 253L223 254L220 251L221 249L219 250L220 252L218 253L216 249L214 250V248L217 246L214 247ZM220 243H222V244H220ZM127 245H129V246L127 247ZM138 245L140 246L139 249H138ZM209 245L207 247H209ZM167 246L170 247V250H167V248H168ZM163 247H164V249H163ZM207 247H206V249H207ZM226 249L228 252H226ZM134 250H132V252H134ZM146 250H143V251L145 252ZM164 250H165V252H164ZM119 251H120V249H119ZM167 251H169V252H167ZM203 251H204V254L206 256L203 254ZM146 252L143 253V256H144V254H146ZM213 253H215V258H213L214 257ZM220 253L223 255L220 256ZM226 254H227V256H226ZM124 255H126V256L122 257ZM228 255H229V257L231 256V262H230V259H228ZM130 256H132L134 258H132V257L130 258ZM118 257H120V258L122 257V258L120 259ZM154 257L156 258V260ZM169 257H172L173 261H171V258H169ZM207 257L211 258V259L213 258V259L210 261V259L207 260ZM224 257H226V258H224ZM140 258H143V257L141 256ZM114 259H115V261H114ZM118 260H122L121 263ZM153 260L156 262L154 263ZM128 261H130V262H128ZM138 261H139V263H137ZM226 262H228V263H226Z\"/></svg>",
  "mask_w": 264,
  "mask_h": 264
},
{
  "label": "built area",
  "instance_id": "3",
  "mask_svg": "<svg viewBox=\"0 0 264 264\" xmlns=\"http://www.w3.org/2000/svg\"><path fill=\"white\" fill-rule=\"evenodd\" d=\"M194 1L195 0H181V6H180L179 12L177 13V16H176V20H175V24H174L172 34H171L170 39L167 43V46H166V48L162 54L158 71H157V73L153 79L151 91H150V94H149L148 99L146 101L144 111H143V114L141 117V121L139 123L138 130H137L136 135L132 141V144H131V147H130V150H129V153H128V156L126 159V163H125V166L123 168L121 178H120L118 187L116 189V192H115V195H114V198L112 201V206L110 208V211L107 214V217L104 220V223H103L101 231H100L98 243L96 244V246L93 249V252L91 254V257L89 259L88 264H96V262H97V258H98V254L100 251L101 244H102L104 238L106 237V234H107L108 229L110 227L111 216H112L114 207L118 201L119 194L121 193V189L125 184V179L129 174L130 167H131L133 160L137 154L138 148H139L140 143H141L142 135H143L145 128H146V125H147V123H148V121H149V119H150V117H151V115H152V113L156 107L157 101L159 100L160 95L162 93L166 77H167L168 72L171 68L180 37L183 33L186 22L189 18V14H190V11L193 7ZM235 29L238 30V28H236V27H235ZM249 70L252 73L254 72V68L250 64H249Z\"/></svg>",
  "mask_w": 264,
  "mask_h": 264
}]
</instances>
